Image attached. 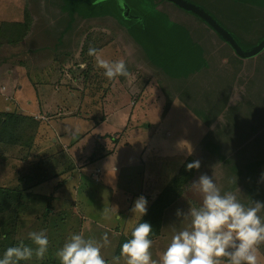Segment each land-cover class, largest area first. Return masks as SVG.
<instances>
[{
	"label": "rangeland",
	"instance_id": "374dc122",
	"mask_svg": "<svg viewBox=\"0 0 264 264\" xmlns=\"http://www.w3.org/2000/svg\"><path fill=\"white\" fill-rule=\"evenodd\" d=\"M79 1L0 0V24L32 22L24 43L0 50V113L18 105L49 119L43 123L45 136L37 137L40 144L0 146V187L22 193L24 212L15 226L18 243L35 247L28 233L46 230L50 245L45 261L58 259L56 252L71 233L97 240L108 233L110 244L102 255L111 264L131 227L141 220L131 211L134 201L143 195L149 211L173 173L196 160L200 169L189 171L185 184L175 187L179 195L160 220L153 259H159L176 231L189 226L176 212L201 204L200 194L188 185L202 173L245 204L264 202V50L250 58L234 53L238 60L206 22L170 0ZM184 1L213 15L245 51L264 37V21L259 22L264 9L255 0ZM83 9L105 18L77 20ZM180 40L198 45L204 61L199 63L201 56L194 52H173ZM90 46L105 59L123 58L131 75L107 80L88 55ZM237 69L247 79L244 86L239 81L242 88L233 78ZM236 93L239 105L229 109ZM73 140L77 144L67 156V143ZM44 141L59 149L57 156H40ZM31 155L37 159L28 163ZM251 162L258 169L247 174ZM235 178L236 184L229 183ZM103 208L111 210L110 220L102 219ZM259 251L264 264V245ZM42 261L33 257L23 262Z\"/></svg>",
	"mask_w": 264,
	"mask_h": 264
},
{
	"label": "clouds",
	"instance_id": "9594fccd",
	"mask_svg": "<svg viewBox=\"0 0 264 264\" xmlns=\"http://www.w3.org/2000/svg\"><path fill=\"white\" fill-rule=\"evenodd\" d=\"M104 0H95L97 5ZM88 55L94 57L95 66L103 70L109 80L129 77L126 61L105 59L100 50L90 46ZM71 132V129H65ZM75 135V133L73 134ZM201 162L196 160L186 165V170H199ZM264 180V173L261 176ZM237 182V178L229 183ZM188 187L200 194L201 204L191 206L184 212L177 209L176 216L189 221V226L176 231L160 255L153 259V228L149 222H139L131 227L130 238L121 245L119 255H114L111 264H260V246L264 245V202L245 204L233 191H222L213 176L202 173ZM147 199L141 195L134 201L131 211L142 218L147 213ZM101 217L110 220L111 210L103 208ZM127 234V233H126ZM35 247L21 240L8 247L0 258V264H20L35 257L43 260L48 253L50 241L46 230L28 233ZM3 239H7L5 235ZM110 244L108 233L100 240L85 238L80 233H71L56 252L60 264H109L102 255V248Z\"/></svg>",
	"mask_w": 264,
	"mask_h": 264
},
{
	"label": "trees",
	"instance_id": "16d2710c",
	"mask_svg": "<svg viewBox=\"0 0 264 264\" xmlns=\"http://www.w3.org/2000/svg\"><path fill=\"white\" fill-rule=\"evenodd\" d=\"M106 1H108V0H106ZM105 2H103L102 4H104ZM53 3H55V2H52V1L50 2V4H53ZM254 3H256L254 5L264 9V0H255ZM79 5H80V1L78 2V4H76V6H79ZM80 10H81V7L79 9V12H80ZM85 12H87V11L83 9V14L78 13V17L75 16L77 18V20L80 18V19H84L85 21H90V20H93L94 18H97V17H101L102 20H104V18H105V17L103 18L104 13H101V12H99V13H85ZM69 15H71V14H69ZM261 15H262V17L259 19V22L264 21V14H261ZM261 15H259V16H261ZM72 17H73V15H72ZM127 20L128 19H126L124 21H127ZM202 20L204 22H206L204 19H202ZM254 23L255 22H253L252 24H254ZM206 24L208 26H210L207 22H206ZM0 25H1L0 26V50L3 49V47H8V48L17 47V45L20 42L24 43L26 41V39L29 37L31 30H32V27H31L32 22L30 19L23 24L15 23V22H2ZM124 26L126 28H129L127 25H124ZM104 27L106 29H108V27L106 25H104ZM251 27L254 28V26H251ZM210 28H212V27L210 26ZM215 33H217V32H215ZM234 38L237 41L236 37H234ZM219 39L222 40L224 42V44L227 43L229 45V47L231 48V45L221 35H219ZM262 40H264V37L262 39H260L253 47L258 45ZM187 41H188V37H187ZM237 43L239 44L238 41H237ZM232 49H230V50H232ZM172 51L178 52L177 54H181V55L182 54L191 55L194 52L196 54V56L197 55L199 57L201 56L200 59H197V61L199 63L204 61L203 51L200 49V47L198 45L195 46V45L191 44L190 41H189V43L181 41V40L179 43L175 42L173 44ZM233 51H234V49H233ZM234 53L237 54L235 51L233 52V54ZM174 54H176V53L171 54L172 58H170V61L173 59V57H175ZM235 54H234V56L238 60L242 61V59L237 57L238 54L237 55H235ZM175 60H177V58H175ZM213 60H215V59H213ZM182 62H185V61H182ZM185 63L187 64V62H185ZM227 66H228V68H230V70H232L231 66H229L228 63H227ZM230 70H228V74H231ZM235 71L236 72L233 75L235 77H233V78H235V79L237 78L238 87H241V86H239L240 80H242L241 83H242V86H244L245 85L244 81L247 80L246 77L243 79L242 75H241L242 72L238 73V69ZM244 76H245V74H243V77ZM184 80H186V78H184ZM251 82H253V81L251 80ZM253 84L256 85V82L255 83L253 82ZM169 86L171 87V85H169ZM234 86H236V85H233V88H234ZM256 88H257V85H256ZM185 90L188 93H190V88L186 87ZM255 92H256V89H255V91H252L253 94ZM238 93H240V92H238ZM238 93H236V96L233 98V100L236 102H231V107H229V109L233 108L235 104H238L237 103V102H239ZM229 115L231 116L232 112H230ZM41 122H42V120H40V119L38 120L34 116L27 115L25 113L20 112L19 110H16V109H14V110L12 109V110H8V111H4V112L0 113V146L2 148L3 147H5V148L16 147L17 148V147H20L21 145H25V146H28V148H31L33 146V144L35 143L36 134L41 127ZM251 133L254 134L255 131H253ZM15 135H20V137H24V139H21L20 140L21 142H20L17 138L14 139ZM96 153H98V152H96ZM94 159H96V157H94ZM187 163H189V162H187ZM187 163L183 164L181 166L179 172L166 185L165 189L160 193L159 197L151 205L149 211H147L146 215H144L143 218H141V220L139 221V222H149L152 225V228H153V235L151 237L152 240L157 238L159 235V231L161 228V224H160L161 221L160 220L164 214V211L166 210L167 207H169L174 202L175 198H173V196L179 195V190H175V187L181 188V186L183 184H185V182H186V180L190 174V173H188L189 171L186 170ZM259 164H260V162H259ZM256 166L257 165L255 163L251 162V165H249V167L246 169V172L248 171L247 174H251V172H253L254 169H258V168H254ZM170 196H172V198ZM21 200H22V193L20 191L15 190L14 188H10V187H5V186L0 187V258L3 257V254L8 247H12V246H15L18 244V241L15 239L16 238L15 237V235H16L15 226H16V224H18L19 212H20V214L24 212L23 211L24 207L22 206L23 204H22ZM5 235L7 236V239H3V237ZM129 238H130V236H129ZM118 252L120 253V251H118ZM20 264H28V263L21 261ZM41 264H60V261H59V259L49 258L45 261H42Z\"/></svg>",
	"mask_w": 264,
	"mask_h": 264
},
{
	"label": "water",
	"instance_id": "95a60500",
	"mask_svg": "<svg viewBox=\"0 0 264 264\" xmlns=\"http://www.w3.org/2000/svg\"><path fill=\"white\" fill-rule=\"evenodd\" d=\"M175 2L177 5L183 7L184 9L191 11L204 19L219 35H221L234 49V51L242 58H250L256 56L264 50V40H262L258 45L249 51L243 50V48L237 43L235 38L226 31L216 20H214L209 14L202 11L195 5L189 4L184 0H170Z\"/></svg>",
	"mask_w": 264,
	"mask_h": 264
},
{
	"label": "crops",
	"instance_id": "0c3cea01",
	"mask_svg": "<svg viewBox=\"0 0 264 264\" xmlns=\"http://www.w3.org/2000/svg\"><path fill=\"white\" fill-rule=\"evenodd\" d=\"M256 6V5H255ZM98 19H101V18H98ZM93 20H97L96 18H94ZM106 30H108V29H106ZM86 85H87V83H86ZM63 91H65V90H63ZM53 93L54 94H56L57 93V90L56 91H53ZM50 100V99H49ZM29 104H33V102H29ZM38 105H39V109L41 110V104L40 103H38ZM48 105V104H47ZM15 107V109L16 110H19V111H21V112H24V111H22V109H20V106H18V105H16V106H14ZM14 107H12V108H14ZM8 110H12L11 108H9ZM7 110V111H8ZM27 110V109H26ZM39 110V111H40ZM30 112V113H29ZM29 112H24L25 114H27V115H31V116H34L36 119H40V120H42V122H41V127H40V129H42L43 131H42V134H40L39 136L38 135H36V138H35V142L37 143V144H40L41 142H38L37 141V139L38 138H40L41 136L42 137H44L45 136V134H46V132H45V130L43 129L45 126H43V123L44 122H48L49 121V119L46 117V115H44V113H42L41 111V113H38L37 112V110H30ZM38 137V138H37ZM42 140H44L43 138H42ZM77 141L78 140H73V142L69 145L68 143H67V146H68V150H65V147H64V150H65V154H68V151L69 152H71L72 153V151H71V147H72V145H75V144H77ZM43 143H45V145L44 146H40L39 147V150H38V153L40 154V156H42L43 158H45V157H52V155H56L57 156V154H56V152L59 150V149H57L54 145H53V143H47V141H44ZM65 144V143H64ZM66 145V144H65ZM64 146V145H63ZM66 146V147H67ZM17 148H21V147H17ZM32 148V147H31ZM53 148H55V150L53 149ZM62 148V147H61ZM79 149V148H78ZM50 150H52V152L53 153H51L50 155H46L47 153H48V151H50ZM30 152H33V151H31L30 150ZM36 154V153H35ZM67 156H69V154L67 155ZM110 156V155H109ZM109 156H106V157H109ZM34 157V155L32 156H28V158H29V162L28 163H30V160H31V158L33 159V160H35L36 161V159L37 158H33ZM105 157V158H106ZM104 158V157H103ZM99 159H101V158H98V160ZM44 161H46V160H44ZM48 161V160H47ZM47 161H46V163H47ZM174 165V164H173ZM180 167V166H179ZM78 170H79V167H78ZM96 171H98V174H99V176L102 174V170L100 169V168H97L96 169ZM149 171V170H148ZM176 173H177V171L175 172V173H173V175H176ZM162 175V174H161ZM172 175V176H173ZM99 176H98V179H99ZM161 178V177H160Z\"/></svg>",
	"mask_w": 264,
	"mask_h": 264
},
{
	"label": "flooded vegetation",
	"instance_id": "af4514ba",
	"mask_svg": "<svg viewBox=\"0 0 264 264\" xmlns=\"http://www.w3.org/2000/svg\"><path fill=\"white\" fill-rule=\"evenodd\" d=\"M205 12H206V11H205ZM206 13H207V12H206ZM197 16H198V15H197ZM210 16H211V15H210ZM212 16H213V15H212ZM212 16H211V17H212ZM198 17H199V16H198ZM213 17H214V16H213ZM213 17H212V18H213ZM222 17H224V19H225L226 21L228 20V18H227L225 15H222ZM199 18H200V17H199ZM214 18H215V17H214ZM214 18H213V19H214ZM214 20H215V19H214ZM220 25H221V24H220ZM209 27H210V26H209ZM227 27H229V26H227ZM229 28H230V27H229ZM211 29H212V28H211ZM230 29H231V28H230ZM212 30H214V29H212ZM225 30H226V29H225ZM214 31H215V30H214ZM226 31H227V30H226ZM230 34H231V33H230Z\"/></svg>",
	"mask_w": 264,
	"mask_h": 264
}]
</instances>
